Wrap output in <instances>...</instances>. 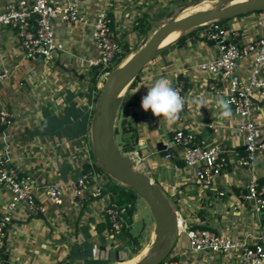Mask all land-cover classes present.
<instances>
[{
    "label": "crops",
    "instance_id": "1",
    "mask_svg": "<svg viewBox=\"0 0 264 264\" xmlns=\"http://www.w3.org/2000/svg\"><path fill=\"white\" fill-rule=\"evenodd\" d=\"M3 1L0 0V6ZM72 1L85 17H91L98 9L107 10L120 45L133 49L141 39L131 29L135 18L149 24L156 14L179 0ZM52 24L64 51L48 59L26 58L13 30L0 27V64L8 69L7 77L0 79V107L11 112L10 123L0 129V152L37 183L64 185L80 173L83 162L90 161L88 132L94 102L88 83L91 66L86 62L98 51L89 25L58 18ZM224 26L236 29L237 39L246 41L264 30V11L235 15ZM198 30L180 43H168L146 63L127 89L126 98L129 101L135 98V121L132 136L131 131L123 132L127 145L123 153L159 185L176 211L178 234L170 256L179 264H246L238 260L235 249L192 252L184 233L186 227H204L237 242L251 243L261 241L258 235L264 226V212L256 214L251 201H241L235 196L249 174L264 179V144L256 149L257 162L252 171L237 163V156L243 152L239 147L243 139L235 130L238 117L233 111L230 118L218 117L216 101L223 97L208 88L211 76L197 69L199 62L215 57L216 42L198 37ZM250 62L249 55L238 62L241 81L246 80ZM160 77L168 78L171 84L181 81L183 96L188 101L178 121L171 126L141 107L147 87ZM200 96L208 101V107L191 103L193 97ZM254 99L258 109L253 117L261 124L264 93L254 94ZM176 128H190L204 145L226 151L228 163L210 185L204 186L195 179L194 164L173 165L179 148L168 141ZM158 142L167 144L166 150L172 157L158 153ZM97 173L103 181L105 176ZM218 191L223 193L219 195ZM33 195L44 205V211L35 212L25 203H17L5 230L1 264H70L77 258L84 264L116 262L109 258L116 250L118 255L121 253V241L113 233L102 230L96 234L94 229V224L104 219V208L109 202L106 195L73 197L64 190L59 204L50 202L38 186ZM7 200L8 193L0 186V212L6 210ZM131 223L129 219L125 224L130 228Z\"/></svg>",
    "mask_w": 264,
    "mask_h": 264
},
{
    "label": "built area",
    "instance_id": "2",
    "mask_svg": "<svg viewBox=\"0 0 264 264\" xmlns=\"http://www.w3.org/2000/svg\"><path fill=\"white\" fill-rule=\"evenodd\" d=\"M58 18L64 22H80L90 26V35L98 54L87 59L88 66H95V76L105 75L112 68L121 52L120 43L111 28V17L107 10L98 9L91 17H85L75 1L57 2L53 0H4L0 6V27L13 30L19 47L26 58L48 59L64 51L63 45L55 38L52 21ZM198 37L215 41L216 55L197 64V69L210 75L208 88L224 99L230 100V107L237 115L235 130L243 139V152L236 161L252 171L256 165V149L264 144H256L264 131V122L257 123L253 114L258 109L254 94L264 93V30L246 41H239L238 31L210 22L200 26ZM250 56L251 62L246 80L241 81L237 73L239 60ZM8 69L0 64V79L7 77ZM172 86L183 96L181 81H174ZM11 121V112L7 107H0V126ZM171 144L179 148L178 159L183 165L196 166L195 179L204 186L211 184L227 165L226 151L214 146H206L198 140L190 128H176L171 136ZM164 156L172 157L170 153ZM91 165V161L88 160ZM98 171L91 167L80 173L64 185L55 182L37 183L19 167L10 163L0 152V186L8 193L6 210L0 212V264L5 230L10 220V213L18 202L39 213L44 205L33 195L35 187L42 188L50 202L59 204L61 194L68 190L73 197L100 195ZM223 192L218 191L221 195ZM235 196L241 201H251L256 214L264 212V179L252 173L237 189ZM107 214L109 233L118 232L124 222L126 209L123 205L108 202L104 208ZM187 246L192 252H230L237 250V258L246 264H264V226L260 227L257 242H237L231 237L219 234L204 227H186L184 230ZM156 264H179L177 259L167 254Z\"/></svg>",
    "mask_w": 264,
    "mask_h": 264
},
{
    "label": "water",
    "instance_id": "3",
    "mask_svg": "<svg viewBox=\"0 0 264 264\" xmlns=\"http://www.w3.org/2000/svg\"><path fill=\"white\" fill-rule=\"evenodd\" d=\"M258 10H264V0H208L200 8L182 16L173 14L110 68L98 85L88 132L90 155L107 176L126 186L145 203L153 221L146 250L131 264H156L164 258L175 243L178 225L176 211L159 185L134 167L114 140L115 119L123 94L137 73L168 43L204 24ZM175 28L178 29L177 35L161 44L165 34ZM263 141L264 131L256 144ZM166 145L156 143L160 155L167 153ZM239 147L244 148V144ZM70 264L84 263L77 258Z\"/></svg>",
    "mask_w": 264,
    "mask_h": 264
},
{
    "label": "trees",
    "instance_id": "4",
    "mask_svg": "<svg viewBox=\"0 0 264 264\" xmlns=\"http://www.w3.org/2000/svg\"><path fill=\"white\" fill-rule=\"evenodd\" d=\"M183 1L184 0H180V2H183ZM258 11H262V10H258ZM227 19L229 18H226L224 20L223 19L217 20L214 22H216L218 25L223 26L226 23L225 21ZM147 28H148V23L143 21L140 17L135 18L134 23L132 24V27H131V29L136 31L139 34V36H143ZM199 28L200 27H196L188 31L184 35L177 38L174 41V43L182 42L186 36H189L192 32H194L195 30H198ZM130 49L131 48H129L126 44H121V52H120L119 57L115 59L114 65H116L130 51ZM95 71H96V67L91 66L89 69L90 77L88 79L89 90L92 91V101L93 102L98 92V87H96L97 77L95 76ZM137 76H138V73L134 77V79L131 81V83L128 85V88L131 87L135 83ZM127 89L125 90L121 98L120 104L118 106V114H117L118 120H117V125L114 126V134L117 133L118 128H119V130L122 132L131 131L130 135L132 136V134H134L133 133L134 126L132 124L135 121V111H134L135 98L133 100L131 99L130 101L126 98ZM2 127L3 126H0V129ZM90 161H91V165L88 163V161H85L82 163L81 171L94 167V169H96L98 172L104 173L101 170V168L94 162L91 155H90ZM173 165L182 166L183 162L177 159V160H174ZM100 195H106L109 198V202H115L125 207L126 212L124 213V222L121 224L118 232H116L114 235H116L117 238L121 241L120 247L126 248L128 244L130 245L132 243L133 244L132 249L133 251H135L137 249V239H136L137 237L129 231V227L126 224L127 222L129 223V215L132 214L134 200H135V197L137 196L126 186L120 184L119 182H117L116 180L112 179L111 177L107 175H105V179L100 184ZM89 197L91 198L92 196H88V198ZM106 216L107 214L104 212V219L94 224V229L96 231V234L101 233L102 230L109 232ZM98 246L102 248L101 243H98ZM126 258H128V256L118 260V254L116 250L114 251L113 254L110 255L109 259L115 260V261H121Z\"/></svg>",
    "mask_w": 264,
    "mask_h": 264
},
{
    "label": "rangeland",
    "instance_id": "5",
    "mask_svg": "<svg viewBox=\"0 0 264 264\" xmlns=\"http://www.w3.org/2000/svg\"><path fill=\"white\" fill-rule=\"evenodd\" d=\"M208 0H184L183 2H180V0L175 4L171 3L170 7H166L165 11L158 13L154 16L153 20L150 21L148 24V28L143 36H141L140 41L146 37L148 33H150L159 23L163 22L167 18L171 17L173 14L176 16H182L186 13H189L191 11H194L201 6L204 5ZM263 11V10H262ZM252 12V11H251ZM224 20V19H223ZM228 19L225 21L227 22ZM139 41V42H140ZM138 42V43H139ZM137 43V44H138ZM121 46V45H120ZM97 82L96 84H100L103 79V74L97 75ZM118 114V112H117ZM118 118L115 119V125H117ZM114 140L118 147L120 148L121 152H126V141H124L123 132L119 130L117 133L114 134ZM132 165L135 167V162L132 160ZM102 176H105V173H101ZM131 223V226L129 228V231L134 234L137 238V249L133 251V244L125 247H120L122 250L121 253L118 255V260L128 256L125 261H120L119 264H131L133 261H135L147 248V241L149 237L152 235L151 233V226H152V217L150 215V212L148 210V207L145 205V203L138 197H135L133 208H132V214L129 217ZM169 254V253H168ZM130 259V260H129ZM132 260V261H131ZM113 261V260H112ZM112 261H109L112 262ZM88 262V261H85ZM115 263H118L116 261ZM112 263V264H115Z\"/></svg>",
    "mask_w": 264,
    "mask_h": 264
},
{
    "label": "clouds",
    "instance_id": "6",
    "mask_svg": "<svg viewBox=\"0 0 264 264\" xmlns=\"http://www.w3.org/2000/svg\"><path fill=\"white\" fill-rule=\"evenodd\" d=\"M186 103H188L186 98L177 92L170 80L166 77H160L154 81L151 87H147V94L142 97L141 107L146 112L151 110L154 116L162 118L168 126H171L178 121ZM191 103L200 108L208 107V101L202 96L193 97ZM230 104L231 101L224 98L216 101L220 119H227L232 116Z\"/></svg>",
    "mask_w": 264,
    "mask_h": 264
},
{
    "label": "bare ground",
    "instance_id": "7",
    "mask_svg": "<svg viewBox=\"0 0 264 264\" xmlns=\"http://www.w3.org/2000/svg\"><path fill=\"white\" fill-rule=\"evenodd\" d=\"M177 33H178V29H177V28L168 31V32L165 34V36L162 38V40H161L160 43L163 44V43L168 42V41L171 40L173 37H175V35H177ZM176 218H177V220H176L177 225L179 226V219H178V217H176ZM144 251H145V250H144ZM129 260H130V259H129ZM131 261H132V260H131ZM121 264H122V263H121Z\"/></svg>",
    "mask_w": 264,
    "mask_h": 264
}]
</instances>
